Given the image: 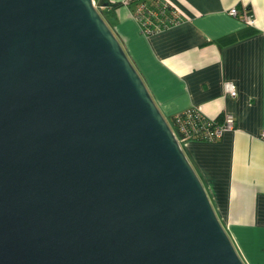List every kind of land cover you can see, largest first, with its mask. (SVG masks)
<instances>
[{"label":"water","instance_id":"water-1","mask_svg":"<svg viewBox=\"0 0 264 264\" xmlns=\"http://www.w3.org/2000/svg\"><path fill=\"white\" fill-rule=\"evenodd\" d=\"M0 264H245L94 0H0Z\"/></svg>","mask_w":264,"mask_h":264},{"label":"crops","instance_id":"crops-1","mask_svg":"<svg viewBox=\"0 0 264 264\" xmlns=\"http://www.w3.org/2000/svg\"><path fill=\"white\" fill-rule=\"evenodd\" d=\"M169 1L181 21L149 34L129 3L107 6L102 16L166 119L193 106L218 120L234 116L219 139L183 149L245 264H264V0ZM225 82L235 85V97L225 94Z\"/></svg>","mask_w":264,"mask_h":264},{"label":"built area","instance_id":"built-area-1","mask_svg":"<svg viewBox=\"0 0 264 264\" xmlns=\"http://www.w3.org/2000/svg\"><path fill=\"white\" fill-rule=\"evenodd\" d=\"M130 1L131 0H123V3L128 4ZM162 1L163 5L168 4L170 7H172L176 16H178V19H172L175 22H173V24L170 26L179 23V21H181L179 18V14H181V12L179 9L169 0ZM142 7H144V5L141 4L139 7H137L135 14H133L136 20L139 22L142 32L149 34L150 31L145 30L144 25L147 26L146 21L150 20L148 18L143 20L141 17ZM228 13L231 16H237L238 9L236 7H231L228 10ZM152 14L157 15L158 11L153 12ZM243 18L248 25L254 24V19L250 10L244 9ZM159 30L161 29L158 28V31ZM223 89L225 94H228L232 97H235L237 94L235 85L232 82H225ZM167 120L181 147H183L184 143L191 140H217L225 131L232 130L235 125V119L232 114L224 113L222 119L218 120L216 118H210L206 116L197 106L189 107L181 112H177L171 117V119ZM262 136L264 137V132L262 133Z\"/></svg>","mask_w":264,"mask_h":264},{"label":"trees","instance_id":"trees-1","mask_svg":"<svg viewBox=\"0 0 264 264\" xmlns=\"http://www.w3.org/2000/svg\"><path fill=\"white\" fill-rule=\"evenodd\" d=\"M98 1H99V5L107 4V6L113 9L124 4L122 1H118V2H111L110 0H98ZM162 2H163L162 0H131L129 2V5L128 4L127 5L133 11L134 14L137 10V7H139L141 4L144 5V7H142L141 17L143 18V20H145V18H148L150 20V21H146L147 26L144 25V29L150 31L151 33L158 31V28H160L161 30L168 28L171 24H173V22H175L172 19H178V16H176L174 9L170 7L168 4L163 5ZM131 6H136V7L131 8ZM156 11H158V14L153 15L152 13ZM169 119H171V117Z\"/></svg>","mask_w":264,"mask_h":264},{"label":"rangeland","instance_id":"rangeland-1","mask_svg":"<svg viewBox=\"0 0 264 264\" xmlns=\"http://www.w3.org/2000/svg\"><path fill=\"white\" fill-rule=\"evenodd\" d=\"M94 3H95V6L97 7V9L100 11V13L104 15L105 6L99 5V1L98 0H94Z\"/></svg>","mask_w":264,"mask_h":264}]
</instances>
